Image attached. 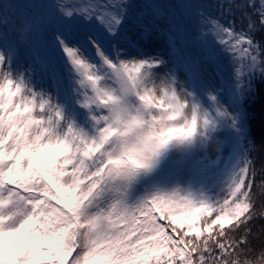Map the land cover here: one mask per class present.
Listing matches in <instances>:
<instances>
[{"label": "snow or ice", "instance_id": "obj_1", "mask_svg": "<svg viewBox=\"0 0 264 264\" xmlns=\"http://www.w3.org/2000/svg\"><path fill=\"white\" fill-rule=\"evenodd\" d=\"M257 219L264 0H0V264H264Z\"/></svg>", "mask_w": 264, "mask_h": 264}, {"label": "trees", "instance_id": "obj_2", "mask_svg": "<svg viewBox=\"0 0 264 264\" xmlns=\"http://www.w3.org/2000/svg\"><path fill=\"white\" fill-rule=\"evenodd\" d=\"M202 2H212V0H202ZM132 3H134L135 5H137V7H139V5L141 3H143V0H132ZM215 14V13H214ZM255 113H256V119L253 123V130H254V135L257 137V139H259L261 132H262V128H261V105L258 102L255 106ZM264 225V220H259L257 219L254 222V226L252 231L255 233L257 232L261 226ZM261 240H264V233H261V237L260 239L254 240L253 242L257 245H259V243L261 242Z\"/></svg>", "mask_w": 264, "mask_h": 264}]
</instances>
